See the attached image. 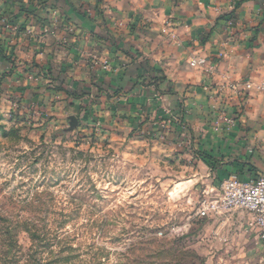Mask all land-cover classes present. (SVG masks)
Listing matches in <instances>:
<instances>
[{"label": "rangeland", "instance_id": "rangeland-1", "mask_svg": "<svg viewBox=\"0 0 264 264\" xmlns=\"http://www.w3.org/2000/svg\"><path fill=\"white\" fill-rule=\"evenodd\" d=\"M5 1L31 18L59 1L0 0L7 62L0 65V215L44 236L35 257L42 264H264L254 215H200L219 196L222 182L212 175L222 165L211 138L192 128L198 112L182 98L175 110L165 106L167 84L38 82L37 30L5 18ZM203 113L200 127H216L210 110ZM17 242L25 264L32 244L24 232Z\"/></svg>", "mask_w": 264, "mask_h": 264}, {"label": "crops", "instance_id": "crops-1", "mask_svg": "<svg viewBox=\"0 0 264 264\" xmlns=\"http://www.w3.org/2000/svg\"><path fill=\"white\" fill-rule=\"evenodd\" d=\"M57 1L40 7L35 18L13 12L9 2L1 5L5 18L37 30L38 82L69 83V89L167 84L160 98L165 106L175 110L182 98L191 114L201 116L192 128L203 129L219 156L215 183L264 175V96L253 87L264 79V0ZM2 57L0 65L7 63ZM232 84L243 90L233 92L227 88ZM241 106L242 113L234 115ZM204 109L216 127H200ZM188 114L185 121L192 118Z\"/></svg>", "mask_w": 264, "mask_h": 264}, {"label": "built area", "instance_id": "built-area-1", "mask_svg": "<svg viewBox=\"0 0 264 264\" xmlns=\"http://www.w3.org/2000/svg\"><path fill=\"white\" fill-rule=\"evenodd\" d=\"M253 87L256 93L264 96V79L253 84ZM227 88L235 93L243 90H238L235 84L228 85ZM233 209H242L254 215L264 235V175L248 182H242L234 176L226 179L220 185L218 198L203 207L200 215L205 216L207 213L225 212Z\"/></svg>", "mask_w": 264, "mask_h": 264}, {"label": "trees", "instance_id": "trees-1", "mask_svg": "<svg viewBox=\"0 0 264 264\" xmlns=\"http://www.w3.org/2000/svg\"><path fill=\"white\" fill-rule=\"evenodd\" d=\"M2 136L8 139L10 134L2 130ZM19 232L27 234L32 244L27 254L25 264H42V262L35 257L36 251H33V247H44L47 242L44 236H41L35 226L27 221L11 219L5 215H0V264L19 263L18 254L20 252L18 251L19 247L17 242V235Z\"/></svg>", "mask_w": 264, "mask_h": 264}]
</instances>
